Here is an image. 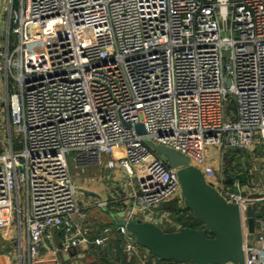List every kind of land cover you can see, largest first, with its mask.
Masks as SVG:
<instances>
[{"label":"built area","instance_id":"1","mask_svg":"<svg viewBox=\"0 0 264 264\" xmlns=\"http://www.w3.org/2000/svg\"><path fill=\"white\" fill-rule=\"evenodd\" d=\"M8 3L0 77L13 79L17 90L5 102L8 117L1 124L9 135L0 145V229L18 227L19 251L26 230L30 262L62 264L60 252L82 253L90 227L77 220L84 208L71 154L78 164L101 166L109 191L132 206L127 218L167 231L186 226L192 212L178 167L155 152L150 139L188 155L227 201L239 205L244 264H264V182L257 180L260 172L264 177V153L254 152H264V0ZM228 149L250 154L249 164L242 158L245 180L226 182L217 156ZM54 230L64 235L62 245L40 257ZM118 231L125 240L114 248L131 264H190L147 250L142 257L126 226ZM97 242L104 245L105 237Z\"/></svg>","mask_w":264,"mask_h":264},{"label":"water","instance_id":"2","mask_svg":"<svg viewBox=\"0 0 264 264\" xmlns=\"http://www.w3.org/2000/svg\"><path fill=\"white\" fill-rule=\"evenodd\" d=\"M140 132L145 129L138 124ZM169 164L178 167V176L185 198V206L203 223L202 227L183 226L167 231L153 222L139 218H127L125 213H112L117 225H125L127 235L154 256L179 263L219 264L233 262L244 264V231L240 207L227 201L209 183L202 170L191 164V158L173 148L147 140ZM254 212L249 209V228H255ZM257 216H262L258 212ZM72 252L71 255H75Z\"/></svg>","mask_w":264,"mask_h":264},{"label":"crops","instance_id":"3","mask_svg":"<svg viewBox=\"0 0 264 264\" xmlns=\"http://www.w3.org/2000/svg\"><path fill=\"white\" fill-rule=\"evenodd\" d=\"M9 7L8 0H0V49L6 47L7 40V30H8V21L9 14L7 8ZM15 36L11 34V40H14ZM3 59L0 58V61ZM17 90V85L13 79H7V77L2 75L0 77V102L3 104L4 111H0V145L2 138L6 135H9V130L1 128L3 121H7L8 111L6 106V101L10 95ZM14 134V139L16 141V146L21 147V138L17 136L14 129H12ZM102 171L99 174L91 175L90 180L87 179L84 181L85 195L82 200V205L84 208V216L77 217V220L83 225L90 227V231L86 235L87 239L82 242V253L77 254V256L60 252V257L62 258V264H131L132 261H129L128 255L123 253V250L119 251L118 248L114 246L125 240V236L120 234L118 231V225L110 228V234L104 232L98 234L97 230L101 225L113 224L112 219L106 213L105 209L109 206L113 208L116 214L125 213V217L128 214V211L132 210V206L121 201H117V191L116 193H111L109 191V183L106 180H103L101 177ZM88 181V182H87ZM87 182V183H86ZM102 200H107V207H100L98 203ZM17 226L14 224L10 227L0 229V264H51L46 261H37L30 262L29 257L27 256V231L24 230L22 233L24 240V249L23 253L19 251V247L16 243V236L18 235ZM99 231V230H98ZM105 237V244L99 245L97 239ZM123 238V241L119 240ZM64 241V235L57 230H54L50 233L49 236L45 238L44 246L41 248L40 257L50 254L51 248L56 246H61ZM7 250V251H5ZM75 252V251H73ZM140 252L142 257H145L146 250L145 248L141 249ZM76 254V253H75ZM22 256V257H21ZM79 257L81 261L76 262L75 258Z\"/></svg>","mask_w":264,"mask_h":264},{"label":"trees","instance_id":"4","mask_svg":"<svg viewBox=\"0 0 264 264\" xmlns=\"http://www.w3.org/2000/svg\"><path fill=\"white\" fill-rule=\"evenodd\" d=\"M243 157L244 158L247 157L245 160L248 161L247 163L249 164V160H250L251 156L248 152L246 153L245 151L239 150V149H228V151L225 153L226 163H225L224 167H225V174H226V182L228 184H232L234 182L235 178H238L241 180H245L247 178V172L244 170V167L241 166ZM169 206L171 208H175V206L173 204H169ZM105 211L109 215V217L112 219L113 224L101 225L98 229L99 231L97 230L98 234L103 233L104 228H106V226H108V227L113 226V227H115V230H116L117 223L112 216V213L116 214V212L113 210V208H111V206L110 207L108 206L105 209ZM185 225L199 228V227L203 226V223L201 221L197 220L193 216V214H191V221L185 223ZM120 241H123V238H121L119 240V242ZM140 248L143 249L142 246H140ZM188 263L194 264L193 262H188Z\"/></svg>","mask_w":264,"mask_h":264},{"label":"rangeland","instance_id":"5","mask_svg":"<svg viewBox=\"0 0 264 264\" xmlns=\"http://www.w3.org/2000/svg\"><path fill=\"white\" fill-rule=\"evenodd\" d=\"M254 152L260 153V154L264 153L263 149L261 147H258L257 149H255ZM73 156H74L73 154L69 155L71 171H72V174H73V177L75 180L76 187L79 191L80 197H81V199H83L84 195L86 194L85 193L86 189L83 187L85 184L84 181L87 179L90 180L91 175L99 174L101 172V169H100L101 166L100 165L95 166L94 164H89V165L78 164V162L75 159H73ZM217 158L220 162H224V164L226 163V161H225L226 158H225L223 151L219 152ZM104 166H105V164L102 165V167H104ZM257 176H258L257 180L263 184V182H264L263 174L260 172V173H258ZM5 251H7V250H5Z\"/></svg>","mask_w":264,"mask_h":264}]
</instances>
